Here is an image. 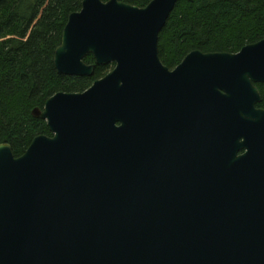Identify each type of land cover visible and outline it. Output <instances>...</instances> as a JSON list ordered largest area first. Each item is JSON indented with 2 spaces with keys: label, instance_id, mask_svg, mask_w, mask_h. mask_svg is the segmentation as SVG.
I'll return each mask as SVG.
<instances>
[{
  "label": "water",
  "instance_id": "1",
  "mask_svg": "<svg viewBox=\"0 0 264 264\" xmlns=\"http://www.w3.org/2000/svg\"><path fill=\"white\" fill-rule=\"evenodd\" d=\"M179 1L69 17L58 74L115 68L33 111L52 137L20 158L0 145V264H264V40L170 70L159 37Z\"/></svg>",
  "mask_w": 264,
  "mask_h": 264
},
{
  "label": "trees",
  "instance_id": "2",
  "mask_svg": "<svg viewBox=\"0 0 264 264\" xmlns=\"http://www.w3.org/2000/svg\"><path fill=\"white\" fill-rule=\"evenodd\" d=\"M107 3L109 0H102ZM147 7L153 0H119ZM83 0H3L0 2V145L22 157L39 136L52 137L47 123L33 116L58 93H84L113 71L96 66L92 77L60 76L55 52L69 17ZM264 40V0L179 1L159 37L163 64L175 70L192 52L237 54ZM86 64L95 65L92 56ZM264 110V85H256Z\"/></svg>",
  "mask_w": 264,
  "mask_h": 264
},
{
  "label": "flooded vegetation",
  "instance_id": "3",
  "mask_svg": "<svg viewBox=\"0 0 264 264\" xmlns=\"http://www.w3.org/2000/svg\"><path fill=\"white\" fill-rule=\"evenodd\" d=\"M256 85H264V84H256ZM256 85H255V86H256ZM256 87H257V86H256ZM258 109H259V108H258ZM262 110H263V109H262Z\"/></svg>",
  "mask_w": 264,
  "mask_h": 264
}]
</instances>
